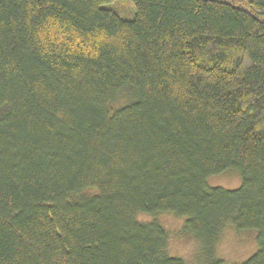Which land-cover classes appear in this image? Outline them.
Segmentation results:
<instances>
[{"label": "trees", "instance_id": "1", "mask_svg": "<svg viewBox=\"0 0 264 264\" xmlns=\"http://www.w3.org/2000/svg\"><path fill=\"white\" fill-rule=\"evenodd\" d=\"M115 1L0 0V264H187L164 215L264 264V0Z\"/></svg>", "mask_w": 264, "mask_h": 264}, {"label": "rangeland", "instance_id": "2", "mask_svg": "<svg viewBox=\"0 0 264 264\" xmlns=\"http://www.w3.org/2000/svg\"><path fill=\"white\" fill-rule=\"evenodd\" d=\"M105 8L123 19H133L135 15V5L132 0H116L105 5ZM207 184L210 188L221 187L234 190L241 186L242 177L237 171L224 172L210 176ZM147 217L140 215L138 220L145 221L144 219H148ZM179 219L169 215L158 219L169 235L168 255L182 258L187 264H206L209 261V254L204 243L191 234H182L184 233V220ZM256 239V230L236 231L233 228H227L216 241L212 256L223 260L226 264H242L256 253L258 248Z\"/></svg>", "mask_w": 264, "mask_h": 264}]
</instances>
